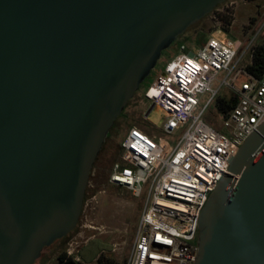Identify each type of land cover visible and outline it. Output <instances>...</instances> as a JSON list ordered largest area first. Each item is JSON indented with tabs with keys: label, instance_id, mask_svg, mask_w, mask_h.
<instances>
[{
	"label": "water",
	"instance_id": "water-1",
	"mask_svg": "<svg viewBox=\"0 0 264 264\" xmlns=\"http://www.w3.org/2000/svg\"><path fill=\"white\" fill-rule=\"evenodd\" d=\"M226 0H0V264L77 225L98 153L166 50ZM194 264H264V123L198 221Z\"/></svg>",
	"mask_w": 264,
	"mask_h": 264
},
{
	"label": "built area",
	"instance_id": "built-area-1",
	"mask_svg": "<svg viewBox=\"0 0 264 264\" xmlns=\"http://www.w3.org/2000/svg\"><path fill=\"white\" fill-rule=\"evenodd\" d=\"M234 5L229 1L225 8ZM227 35L211 36L189 49L179 46L178 54L143 94L147 106L142 120L156 134L147 136L132 126L120 145L108 182L135 198L147 187L125 264H194L202 210L242 144L264 123V73L255 78L247 73L248 64L237 67L245 55L251 63L257 40L264 37V20L245 40ZM215 81L218 85L213 89ZM222 88L227 96L218 95ZM203 94L208 98L199 109ZM232 97L234 104L221 112L217 100L227 102ZM212 103L221 115L220 130L202 120ZM182 128L185 131L175 144L160 138ZM86 187L93 189L90 180ZM87 205L84 200L80 216ZM77 248L72 239L65 255L74 264H84Z\"/></svg>",
	"mask_w": 264,
	"mask_h": 264
},
{
	"label": "rangeland",
	"instance_id": "rangeland-1",
	"mask_svg": "<svg viewBox=\"0 0 264 264\" xmlns=\"http://www.w3.org/2000/svg\"><path fill=\"white\" fill-rule=\"evenodd\" d=\"M229 1L235 2L236 5L233 9L226 10L225 6ZM262 19L264 20V0H226L210 14L189 27L166 50L162 51L154 69L140 84L107 135L103 151L93 164L91 170L93 176H89L88 179L93 189L87 187L85 189L84 200L88 205L84 208L82 216H79L77 225L67 236L44 248L33 264H61L58 261V256L65 252L67 244L72 239H75L78 244V256L84 264H95L99 256L110 259L115 264L126 263L136 225L146 199L147 187H144L140 198H135L130 191L111 185L108 179L111 166L118 159L120 145L132 126L147 136L156 134L142 120V113L147 106V101L143 98L145 90L151 85L164 65L178 54L180 45H185L187 49L191 46H199L211 36L220 37L222 32H226L230 38L245 40ZM259 40L261 37L257 43ZM249 62L248 55H245L237 67L242 68ZM222 77L223 75H220L219 80ZM217 85L218 81H215L212 88L216 89ZM228 94L225 88L219 90L218 93L223 96ZM207 98L208 94L199 96L201 102L199 109ZM202 120L209 123L214 129H221V115L218 113L215 103H212L209 109L203 113ZM184 131L185 128L179 129L171 137L158 136L175 144ZM92 195H95L94 200L91 199Z\"/></svg>",
	"mask_w": 264,
	"mask_h": 264
},
{
	"label": "trees",
	"instance_id": "trees-1",
	"mask_svg": "<svg viewBox=\"0 0 264 264\" xmlns=\"http://www.w3.org/2000/svg\"><path fill=\"white\" fill-rule=\"evenodd\" d=\"M246 71L250 76L255 78L260 77L264 73V37H262L261 40H259V42L256 44L253 50L251 63H249L246 66ZM234 102L235 99L233 97L227 102L218 99L217 106L218 109L224 113L234 104ZM84 199L85 196L83 198V202ZM58 261L61 264H74L71 261V259L66 257L65 252L61 253L58 256ZM96 264H115V263L110 259L99 256L97 258Z\"/></svg>",
	"mask_w": 264,
	"mask_h": 264
},
{
	"label": "flooded vegetation",
	"instance_id": "flooded-vegetation-1",
	"mask_svg": "<svg viewBox=\"0 0 264 264\" xmlns=\"http://www.w3.org/2000/svg\"><path fill=\"white\" fill-rule=\"evenodd\" d=\"M109 133V132H108ZM107 138V137H106ZM105 143H106V139H105V141H104V143H103V145H102V147H101V149H100V152L98 153V155H97V157L100 155V153L103 151V148H104V146H105ZM96 157V158H97Z\"/></svg>",
	"mask_w": 264,
	"mask_h": 264
}]
</instances>
